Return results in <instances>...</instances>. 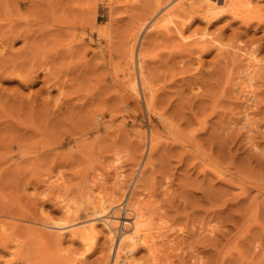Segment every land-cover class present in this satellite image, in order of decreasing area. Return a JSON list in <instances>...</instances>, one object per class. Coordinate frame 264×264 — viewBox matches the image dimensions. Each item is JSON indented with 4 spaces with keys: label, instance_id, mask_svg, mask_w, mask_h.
Here are the masks:
<instances>
[{
    "label": "rangeland",
    "instance_id": "rangeland-1",
    "mask_svg": "<svg viewBox=\"0 0 264 264\" xmlns=\"http://www.w3.org/2000/svg\"><path fill=\"white\" fill-rule=\"evenodd\" d=\"M178 1L0 0V264H106L128 196L129 264H264V0Z\"/></svg>",
    "mask_w": 264,
    "mask_h": 264
},
{
    "label": "bare ground",
    "instance_id": "bare-ground-1",
    "mask_svg": "<svg viewBox=\"0 0 264 264\" xmlns=\"http://www.w3.org/2000/svg\"><path fill=\"white\" fill-rule=\"evenodd\" d=\"M219 3H220V0H179L177 3H175L174 5H172L171 6V8H169L170 9V15L171 14H173L174 13V11L175 10H177V12L179 11V12H184L185 13V15H186V17H187V19L186 20H189L194 14H197L198 16H200L202 19H204L205 21H206V23H210V21L212 22V20H214L215 18H216V16L218 15V11H221L220 9H219ZM223 3H226V5H227V7H229V9H231V11H232V13H234L235 14V11L237 12V10H240L241 8H240V6H239V8L240 9H235V7H234V0H223ZM238 6V5H237ZM238 8V7H237ZM251 9V8H250ZM173 11V12H172ZM243 12V11H242ZM239 13V12H238ZM164 15V14H163ZM247 15V14H246ZM248 16V15H247ZM166 17V16H165ZM249 18V17H248ZM248 18H245L246 20H248ZM160 19H162V18H160ZM162 22V21H164V19H162V20H158L157 22L158 23H160V22ZM166 23V22H165ZM163 24V23H162ZM154 25H156V22H155V24ZM163 26H166V25H163ZM157 27V26H156ZM135 34V33H134ZM4 39V38H3ZM1 40V39H0ZM4 40H6V39H4ZM4 40H2V42L4 41ZM7 42V41H6ZM9 42V41H8ZM135 42V41H134ZM3 44V43H2ZM3 45H5V42H4V44ZM9 45V44H8ZM132 48V47H131ZM131 51H132V49H131ZM130 52V51H129ZM131 54V53H130ZM140 55V52L138 51L137 52V56H139ZM131 56V55H130ZM140 64V63H139ZM142 67H141V64H140V69H141ZM140 71V70H139ZM140 73H141V71H140ZM141 75V74H140ZM141 86H142V89H143V91H144V89H145V86H144V83L142 82V84H141ZM147 87V86H146ZM154 96V95H153ZM150 101H148L147 100V105L148 106H150ZM152 138V137H151ZM151 140V139H150ZM152 142V141H151ZM155 147V146H154ZM151 148V147H150ZM121 201L118 203V204H116V207H115V209L117 210L116 212H117V214L119 215V217L116 219L118 222H120V223H122V227H121V230L119 231V236H117V243H116V245H114V243H115V241H114V239H111L110 241H111V243H110V245L108 246V254H107V257H106V264H109L110 262H112L111 264H119V262H121V264L123 263V264H129L128 263V259H127V236L130 234V228H129V224H130V213H129V208H128V205H129V196L125 199V205H122L121 206ZM1 206V205H0ZM124 207H125V209H124ZM119 210H120V212H119ZM125 211L124 212V215L122 214V212L121 211ZM6 212V211H5ZM8 212V211H7ZM3 214V213H2ZM4 217V216H3ZM8 218V217H7ZM14 218V217H13ZM4 218H2V220H3ZM26 219V218H25ZM24 219V220H25ZM86 219L88 220V222H90V225H89V227L91 228V229H93L95 226H96V224H97V222H99L100 220H101V223H103V224H105L106 226H107V228H108V233L110 234V235H112L111 234V229H110V219L109 218H107V217H99V218H89V217H86ZM5 220H7V219H5ZM9 220V219H8ZM121 220V221H120ZM4 222V221H3ZM30 222V221H29ZM31 222H34V221H31ZM4 223H6V222H4ZM38 223V222H37ZM39 223H41V222H39ZM38 223V224H39ZM9 224V223H8ZM13 224V223H12ZM22 224V223H21ZM41 225V224H40ZM42 225L44 226V227H46V229H48V231H49V234H50V236L51 235H55V236H57V237H59V239L61 240L62 238H63V236L65 235V230L66 229H68L69 227H66L63 223H55V222H49V221H46V222H42ZM6 226H8V225H6L5 224V226H4V224L3 223H1V221H0V229H1V231H2V234L4 233V232H6V230H7V228H6ZM10 226V225H9ZM15 226V225H14ZM116 227H117V224L115 225ZM10 227H12V226H10ZM17 227V226H16ZM32 229H34L35 231H34V233L36 232V234H40V236H41V238L44 240V241H46L47 239H46V235H44V234H41V233H38L37 232V230L35 229V227L34 226H30ZM13 229H14V227H13ZM9 230V229H8ZM40 232V231H39ZM70 234H74L75 233V231L74 230H71L70 232H69ZM4 235V234H3ZM114 235V234H113ZM49 236V235H48ZM6 237H8V236H6ZM9 238V237H8ZM48 238V237H47ZM6 240V239H5ZM9 240V239H8ZM48 242V241H47ZM47 242L45 243V244H47ZM18 246H19V244H18ZM18 246H17V248H18ZM22 247V246H21ZM24 247V246H23ZM37 247V246H36ZM41 248V247H40ZM39 248V252H40V250L42 251V252H45V251H43V249L41 248L40 249ZM26 250H27V248H25ZM33 249H34V247H33ZM37 249H38V247H37ZM48 249V248H47ZM17 251H15V252H13V253H15V255H16V253H17V255L19 254L18 253V249H16ZM19 250H21V249H19ZM24 250V249H23ZM50 250V249H49ZM22 251V250H21ZM34 252V251H33ZM48 252V251H47ZM50 252H52V254H53V252L54 251H50ZM22 253V252H21ZM28 253H30V252H28ZM23 254V253H22ZM26 254V253H25ZM42 254V253H41ZM55 254V253H54ZM21 255V254H20ZM24 255V254H23ZM28 255H31V253L30 254H28ZM46 255V254H45ZM45 255H44V257H45ZM33 257H35L34 255H32ZM32 256L30 257H28V258H30V260H32ZM48 256V255H47ZM23 258L25 257V256H22ZM26 257H27V255H26ZM25 257V258H26ZM37 257V256H36ZM40 257H43V255H41ZM59 257V259H60V256H58ZM57 257V258H58ZM20 259H21V257H19ZM46 258V257H45ZM52 258V256L50 257V259ZM55 258V257H54ZM47 259V258H46ZM56 259V258H55ZM55 259H53L52 261H54ZM25 260V259H24ZM27 260V259H26ZM42 260V258H40V260H38V261H40V262H42L41 261ZM57 260V259H56ZM112 260V261H111ZM37 261V262H38ZM51 261V262H52ZM58 261V260H57ZM56 261V262H57ZM32 262H35V261H33L32 260ZM44 262H47V264H50L51 262H49L48 261V259H47V261H45L44 260ZM55 261H54V263H52V264H57ZM60 262V261H59ZM58 262V263H59ZM24 263V262H23ZM29 264V263H28ZM42 264H45V263H42Z\"/></svg>",
    "mask_w": 264,
    "mask_h": 264
}]
</instances>
